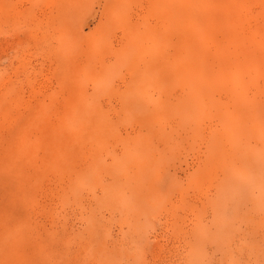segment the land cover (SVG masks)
Returning <instances> with one entry per match:
<instances>
[{"label":"rangeland","instance_id":"rangeland-1","mask_svg":"<svg viewBox=\"0 0 264 264\" xmlns=\"http://www.w3.org/2000/svg\"><path fill=\"white\" fill-rule=\"evenodd\" d=\"M0 264H264V0H0Z\"/></svg>","mask_w":264,"mask_h":264}]
</instances>
